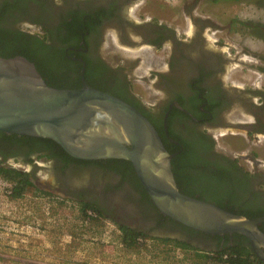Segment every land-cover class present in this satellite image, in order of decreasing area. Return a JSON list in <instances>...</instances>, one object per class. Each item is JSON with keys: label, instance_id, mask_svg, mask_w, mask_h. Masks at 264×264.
Listing matches in <instances>:
<instances>
[{"label": "flooded vegetation", "instance_id": "obj_1", "mask_svg": "<svg viewBox=\"0 0 264 264\" xmlns=\"http://www.w3.org/2000/svg\"><path fill=\"white\" fill-rule=\"evenodd\" d=\"M138 1L0 0V26L45 35L52 45L82 53L85 59L80 55L67 54V57L81 63L84 69L89 62L94 75L102 74L103 82L117 85L125 98L137 101L170 147H180L178 152L185 145L186 150L192 147V156L211 162L190 167L188 187L197 191L194 197L211 179V185L223 191L216 187L219 185L213 179L216 178L225 183L231 194L240 193L234 199L236 205L264 208V161L257 159V151L232 153L219 144V137L226 135L246 143L264 138V91L226 82L230 59L220 49L206 45L202 26L194 25L192 32L181 37V32L164 22L134 17L132 9ZM70 15L81 17L83 25L78 26L87 27L81 32L77 46L70 39L67 42L63 39L66 29L61 27V21L65 17L71 21ZM136 44L166 49L159 67L148 73L159 92L151 102L133 88L138 78L134 71L141 62L122 51L124 46ZM237 110L242 111L244 119H235L233 112ZM31 137L0 134V165L27 172L39 190L63 199L93 203L108 218L148 235L185 240L202 249L204 246L217 249L218 241L214 238L206 239L167 218L160 221L153 203L150 205L142 196L143 190L123 179L119 172L107 165L85 162L89 160L67 158L50 143ZM248 163L251 165L245 166ZM209 166L219 170L218 176L209 177L205 170ZM39 170L49 178L43 177Z\"/></svg>", "mask_w": 264, "mask_h": 264}, {"label": "rangeland", "instance_id": "obj_2", "mask_svg": "<svg viewBox=\"0 0 264 264\" xmlns=\"http://www.w3.org/2000/svg\"><path fill=\"white\" fill-rule=\"evenodd\" d=\"M132 13L164 22L181 37L194 25L202 26L206 45L230 59L226 82L264 91V0H139ZM123 49L141 62L134 71V91L146 101L155 100L159 92L148 73L159 67L166 49L138 44ZM233 114L244 119L241 110ZM259 139L246 143L226 135L219 144L232 153L254 149L264 161V138ZM8 187L0 178V264H195L194 250L178 247L170 237L147 234L142 243L125 248L111 218L86 221L74 200L39 189L13 197Z\"/></svg>", "mask_w": 264, "mask_h": 264}, {"label": "water", "instance_id": "obj_3", "mask_svg": "<svg viewBox=\"0 0 264 264\" xmlns=\"http://www.w3.org/2000/svg\"><path fill=\"white\" fill-rule=\"evenodd\" d=\"M49 86L22 55L0 56V131L48 138L84 160H128L151 202L164 216L211 235L237 233L264 261V215L248 218L179 191L171 158L150 120L136 107L90 87ZM209 250L208 248H203Z\"/></svg>", "mask_w": 264, "mask_h": 264}, {"label": "trees", "instance_id": "obj_4", "mask_svg": "<svg viewBox=\"0 0 264 264\" xmlns=\"http://www.w3.org/2000/svg\"><path fill=\"white\" fill-rule=\"evenodd\" d=\"M70 17L71 21H67V17L63 18L61 21V27L66 29V34L63 36V39L64 42H67L70 39L71 42H74V44L72 45L77 46L81 41V32H83V30H85L87 27L83 28L78 26L83 25L81 17L74 15H70ZM67 54L80 55L83 56L85 59V56L82 53H79L78 51H65V47L55 46L48 43L45 35L40 37L36 34H28L21 30H8L0 26V56L4 58H10L17 55H22L26 57L35 65L36 69L49 86L56 88L81 87L80 69L82 67V64L71 60L67 57ZM94 72L95 71L91 68L89 62H87L86 67L84 69V79L88 86L93 88L97 87L100 90L102 89V91L115 95L130 103L142 112L141 108L138 106L139 104L137 103V101L125 98L124 91L121 88L117 87V85L111 86L106 84L105 81H102V74L97 76L94 75ZM142 113L144 114V112ZM0 134L4 133L0 131ZM21 136L25 138H33L27 135ZM34 138L50 143L65 157L71 159L73 158L69 156L57 143H55L51 139L42 137ZM162 141L169 153L177 152L176 155L171 158V169L179 191L186 195L194 197V194L197 191L188 187L190 167L193 165L198 166L201 164H211V162L203 159L201 156H192V147L190 150H186L185 145V148L182 151L178 152L180 147H170L168 142L164 140V138ZM78 161L84 162L83 160ZM85 162H93L107 165L110 169L119 172L123 176V179H129L134 185H136L138 188H141L143 190L142 196L145 197L146 201H148L150 205L152 204L147 192L140 183L132 164L128 160L109 158L106 161L100 159L89 160ZM205 170L208 171L210 178H212L213 175L218 176L216 172H218L219 170L217 169L211 168L209 166V168ZM0 178H2L9 184V194L13 197H20L31 189H37L27 172L19 171L15 168H9L5 167L4 165H0ZM213 179L219 182V185H217L216 187H220L223 191L215 189L214 186L211 185V179L209 181L210 184L202 188V190H199V195L197 197L198 199L214 203L215 205L225 210H228L232 213L244 215L248 218L257 217L264 214L263 207L257 208L249 204H242L239 206L236 205L234 199L238 197L240 193L236 192L231 194L224 182H220L216 178ZM225 197L228 198V200ZM77 203L80 216L83 219H85L87 216V210H92L96 214V216H106L103 214V211L98 209V207L95 206L93 203H87L85 201H77ZM152 206L154 207L153 204ZM154 209L157 210L156 207H154ZM158 216L160 217V221H162L164 218H167L170 221L181 225V223H177V221L169 217L163 216L159 211ZM263 224L264 223L259 224L258 227L264 232ZM116 225L121 232L122 245L125 248L130 249L136 246L138 244L136 240L137 237L147 236L144 231L137 230L136 228L130 227L129 225L122 224L119 222H116ZM181 226L188 231L202 234V236H205L206 239L214 238L218 241L216 250H204L200 247L189 244L185 240L177 238L172 239L178 247L184 249L189 248L194 250L193 259L195 264L264 263V261H262L253 253V251L250 249V245L247 238L243 235L237 233H233L232 235H229L227 233L224 235H207L206 233H203L201 231H197L195 229L185 227L183 225ZM230 238H232V241H230ZM222 240L224 241L221 244L220 242Z\"/></svg>", "mask_w": 264, "mask_h": 264}, {"label": "built area", "instance_id": "obj_5", "mask_svg": "<svg viewBox=\"0 0 264 264\" xmlns=\"http://www.w3.org/2000/svg\"><path fill=\"white\" fill-rule=\"evenodd\" d=\"M96 217H97L96 214L92 210H87V216L85 218L86 221L89 219H92V218H96ZM136 240H137V243H142L144 239H143V237L139 236V237H137ZM262 264H264V263H262Z\"/></svg>", "mask_w": 264, "mask_h": 264}]
</instances>
